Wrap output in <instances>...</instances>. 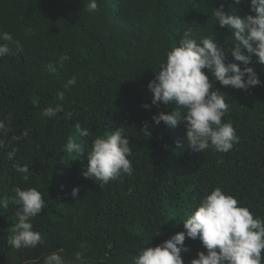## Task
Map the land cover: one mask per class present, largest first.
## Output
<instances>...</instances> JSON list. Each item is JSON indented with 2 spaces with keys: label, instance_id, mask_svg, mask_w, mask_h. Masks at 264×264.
I'll return each instance as SVG.
<instances>
[{
  "label": "trees",
  "instance_id": "trees-1",
  "mask_svg": "<svg viewBox=\"0 0 264 264\" xmlns=\"http://www.w3.org/2000/svg\"><path fill=\"white\" fill-rule=\"evenodd\" d=\"M87 3L0 0V34L12 35L11 41L0 38L12 50L0 58V121L6 126V134L0 130V199L13 197L17 188L36 187L46 201L32 220L45 239L35 248L17 250L7 243L18 206L0 207V264H43L58 250L66 264H131L144 246L183 231L182 221L215 186L264 218V83L240 90L214 80L229 104L223 119L239 137L228 153L193 151L185 143L183 120L174 128L154 124V114L172 109L151 105L147 87L186 30L198 40L212 35L230 46L232 32L215 24L213 7L251 14L248 0L239 5L233 0H97L95 12L87 11ZM62 55L69 59L61 63ZM227 58L232 59L230 53ZM252 59L264 82V65L255 54ZM73 76L76 83L66 90ZM57 103L63 112L55 118L42 115ZM146 122L150 136L142 129ZM77 125L91 135L81 137ZM117 126L126 127L133 174L101 185L82 175L86 153L76 157L63 146L72 136L87 152L96 135ZM12 148L17 152L9 160ZM16 163L29 165V181L15 170ZM73 187L79 188L76 197ZM184 243V264L206 251L199 239L186 237ZM77 252L82 262L75 260Z\"/></svg>",
  "mask_w": 264,
  "mask_h": 264
},
{
  "label": "clouds",
  "instance_id": "clouds-1",
  "mask_svg": "<svg viewBox=\"0 0 264 264\" xmlns=\"http://www.w3.org/2000/svg\"><path fill=\"white\" fill-rule=\"evenodd\" d=\"M242 0H233L234 5ZM250 13L236 14V8L225 12L223 5L213 7V16L220 27L231 30L234 39L230 46L221 44L212 35L196 39L191 29L167 53L165 60L155 72L154 79L148 82L151 92V105L163 103L170 106V112H159L152 116V122L174 128L183 120L186 128V141L193 151L201 153L211 149L228 153L239 141L231 121L223 118L229 111V104L220 90L214 87V80L222 86L248 90L262 82L253 65L252 56L264 65V0H248ZM98 10L97 0H88L87 11ZM3 40L11 41L10 33L0 34ZM243 49V50H242ZM230 53L232 59L227 58ZM12 54L6 44H0V58ZM67 55L60 62L68 60ZM239 62V63H237ZM49 71H54L51 64ZM206 70V71H204ZM76 77L70 78L63 86L66 90L75 85ZM58 100H63L64 92H59ZM174 105V107H172ZM145 109L149 104L143 105ZM63 112L60 103L47 106L42 115L55 118ZM8 119H11L9 114ZM126 127L117 126L106 135H96L91 141L90 150L69 136L63 149L76 157L87 156L86 168L82 175L106 185L124 176H132L133 164L129 157L132 149ZM148 136L147 122L142 128ZM0 130L6 134V126L0 121ZM77 131L81 137H89L88 129ZM22 135L28 136L27 130ZM19 138V137H16ZM178 147L182 146L177 142ZM4 143L0 140V148ZM17 149L7 152L13 160ZM223 161L221 160L220 163ZM15 170L27 182L31 178L28 164H14ZM78 187H73L71 195L76 197ZM9 203L17 205V222L12 227V235L7 243L14 249L35 248L43 245L45 239L41 232L34 230L32 220L46 207L43 194L36 187L17 188L9 199H0V207ZM167 222V221H166ZM183 231H179L154 247H143L131 259V264H184L181 253L188 251L185 239H199L206 251H198L190 264H264V218L255 215L249 207L241 203L233 194L220 186H215L202 197L197 206L182 221ZM156 234H160L159 231ZM148 244V243H147ZM76 261H83L81 252L75 253ZM43 264H66L60 251H53L44 258Z\"/></svg>",
  "mask_w": 264,
  "mask_h": 264
}]
</instances>
